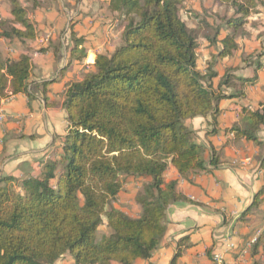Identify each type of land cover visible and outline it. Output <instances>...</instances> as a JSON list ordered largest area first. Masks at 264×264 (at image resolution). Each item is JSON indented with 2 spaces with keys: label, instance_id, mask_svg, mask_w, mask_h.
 <instances>
[{
  "label": "trees",
  "instance_id": "obj_1",
  "mask_svg": "<svg viewBox=\"0 0 264 264\" xmlns=\"http://www.w3.org/2000/svg\"><path fill=\"white\" fill-rule=\"evenodd\" d=\"M183 1L108 0L110 13L124 24L120 44L109 54H97L92 71L67 87L63 144L41 162L35 176L0 179V264H57L67 255L74 264L146 261L165 235L168 207L193 204L177 182L165 183V173L171 167L185 178L208 171L203 149L184 123L210 117L209 134L216 135L219 102L246 98L247 86L264 67V47L243 57L242 65L227 67L216 87L214 68L238 51V37L246 35L250 17L264 1L214 0L229 5L232 15L205 24L211 33L204 40L215 53L204 72L197 66V33L179 15ZM8 4L12 23L19 27L1 30L0 39L35 40L27 9L18 0ZM244 69L251 73L242 74ZM30 74L27 55L12 62L0 56V97H30ZM263 129L260 103L255 109L242 106L239 122L223 132L262 146L258 135ZM218 164L216 159L210 163ZM259 168L264 169V159ZM132 182H141L134 194L137 218L112 206L124 184ZM262 194L261 189L250 208ZM101 226L107 234L96 241ZM263 235L259 233L253 251ZM185 242L179 241L170 264L187 247ZM253 264H264V251Z\"/></svg>",
  "mask_w": 264,
  "mask_h": 264
},
{
  "label": "crops",
  "instance_id": "obj_2",
  "mask_svg": "<svg viewBox=\"0 0 264 264\" xmlns=\"http://www.w3.org/2000/svg\"><path fill=\"white\" fill-rule=\"evenodd\" d=\"M18 1L27 9L37 38L24 43L0 39L3 60L17 61L21 55H27L31 61V96L0 97V110L5 115L0 123V179L20 180L35 176L41 162L63 144L68 128L63 107L67 87L80 82L92 71L97 54L113 52L120 44L124 24L110 13L108 0H62V5L55 2L58 0ZM14 26L19 27L12 23L9 4H0V31ZM64 33H67L66 46L60 42ZM204 43L210 50L208 62L215 52L205 40ZM40 49L46 51L40 52ZM53 49H57V53ZM230 59H234V55L217 61L214 87L227 67L242 65L241 58L234 64L229 63ZM205 68L198 66L202 72ZM249 73L250 69L242 71V74ZM43 82H48L46 88L41 87ZM263 87L264 67L257 71V80L247 86L245 99L219 102L216 135L209 134L213 129L210 117L185 121V126L194 133L195 143L203 149L208 171L190 173L182 178L171 167L167 168L165 183L177 182L178 190L193 204L168 207L166 231L159 248L148 260L134 264H170L179 241L184 238L187 247L176 258L175 264H253L260 261L264 235L256 251L246 245L257 231L264 234V169L259 168L264 159V129L258 135L262 146L235 139L223 131L239 122L242 106L255 109L264 103ZM214 159L219 162L216 167L210 165ZM124 186L135 204L134 194L141 182ZM261 189L263 194L257 206L250 208ZM122 192L115 199L122 200L115 208L130 217H139L136 204L130 208L123 206L130 202ZM227 243L232 248L227 249ZM215 254L222 255L221 263L213 260Z\"/></svg>",
  "mask_w": 264,
  "mask_h": 264
},
{
  "label": "rangeland",
  "instance_id": "obj_3",
  "mask_svg": "<svg viewBox=\"0 0 264 264\" xmlns=\"http://www.w3.org/2000/svg\"><path fill=\"white\" fill-rule=\"evenodd\" d=\"M55 2L58 3V5L63 4L62 0ZM0 4H2V6H7L8 0H0ZM256 11L257 13L250 17L249 24L246 25V35L238 37V39H240V48L239 51L234 54V59L228 60L230 64H234L238 58L242 59L243 56L245 57V55L248 53L250 54L253 50V53L262 52L260 48L264 47V7H259ZM179 15L185 24L197 33L199 45L197 52V64L200 68L204 69L207 63V55L210 52V50H207L205 46L204 36L211 33L209 29H204L205 24L207 23L212 26L214 24H218L221 18L231 17L232 9L229 5L220 4L214 0H184L180 8ZM125 189L126 187L124 186L122 194L125 195H123V197L128 198V202L130 203L124 204L123 206L130 208L136 203L134 204L133 200L129 199V195H127L128 193L125 192ZM123 200L127 201V199ZM121 201L122 200L118 202L117 200H114L112 206L115 207L120 204ZM104 234H107L105 227H99L94 234L95 240L99 241ZM71 261L73 260L67 255L58 261L57 264H73Z\"/></svg>",
  "mask_w": 264,
  "mask_h": 264
},
{
  "label": "built area",
  "instance_id": "obj_4",
  "mask_svg": "<svg viewBox=\"0 0 264 264\" xmlns=\"http://www.w3.org/2000/svg\"><path fill=\"white\" fill-rule=\"evenodd\" d=\"M66 34L67 33H64L60 39V42L63 46H66ZM4 118H5V115L4 113L0 110V123H2L4 121ZM260 231H257L252 237L251 239L249 240V242L247 243L246 245V248L248 247H251L254 242L256 241L258 235H259ZM226 247L227 249L229 248H232V245L230 243H227L226 244ZM213 260L216 262V263H221L222 262V255L221 254H215L213 255Z\"/></svg>",
  "mask_w": 264,
  "mask_h": 264
}]
</instances>
